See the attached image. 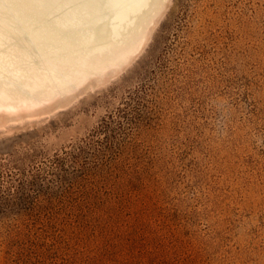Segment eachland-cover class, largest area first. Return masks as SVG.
<instances>
[{"label":"rangeland","instance_id":"1","mask_svg":"<svg viewBox=\"0 0 264 264\" xmlns=\"http://www.w3.org/2000/svg\"><path fill=\"white\" fill-rule=\"evenodd\" d=\"M121 70L0 114V264H264V0H172Z\"/></svg>","mask_w":264,"mask_h":264},{"label":"bare ground","instance_id":"2","mask_svg":"<svg viewBox=\"0 0 264 264\" xmlns=\"http://www.w3.org/2000/svg\"><path fill=\"white\" fill-rule=\"evenodd\" d=\"M171 1L0 0V114L36 109L121 70Z\"/></svg>","mask_w":264,"mask_h":264}]
</instances>
